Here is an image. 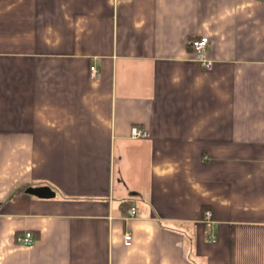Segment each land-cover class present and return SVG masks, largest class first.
<instances>
[{"label": "crops", "instance_id": "1", "mask_svg": "<svg viewBox=\"0 0 264 264\" xmlns=\"http://www.w3.org/2000/svg\"><path fill=\"white\" fill-rule=\"evenodd\" d=\"M0 264H264V0H0Z\"/></svg>", "mask_w": 264, "mask_h": 264}, {"label": "built area", "instance_id": "2", "mask_svg": "<svg viewBox=\"0 0 264 264\" xmlns=\"http://www.w3.org/2000/svg\"><path fill=\"white\" fill-rule=\"evenodd\" d=\"M117 1H128V0H117ZM207 46V37L199 36L197 38L191 39L189 41V48L193 57V60L205 69L211 67V62L206 59L204 52ZM89 72L92 77L96 76V70L93 66L89 67ZM130 137L131 138H144L146 137V132L137 126L130 127ZM135 216V208L130 206L125 213V218H132ZM210 213L208 211H203L202 220L205 223H210ZM207 239L210 242L215 241L214 232L210 231L207 233ZM16 244L22 246H28L32 242V236L29 231H25L22 235H16L14 238ZM123 244H130V234L129 232H124L123 234Z\"/></svg>", "mask_w": 264, "mask_h": 264}, {"label": "water", "instance_id": "3", "mask_svg": "<svg viewBox=\"0 0 264 264\" xmlns=\"http://www.w3.org/2000/svg\"><path fill=\"white\" fill-rule=\"evenodd\" d=\"M24 192L37 198H50L53 196V192L47 186H28L24 189Z\"/></svg>", "mask_w": 264, "mask_h": 264}, {"label": "trees", "instance_id": "4", "mask_svg": "<svg viewBox=\"0 0 264 264\" xmlns=\"http://www.w3.org/2000/svg\"><path fill=\"white\" fill-rule=\"evenodd\" d=\"M23 189H24V187H21L19 190H21V191H22Z\"/></svg>", "mask_w": 264, "mask_h": 264}]
</instances>
